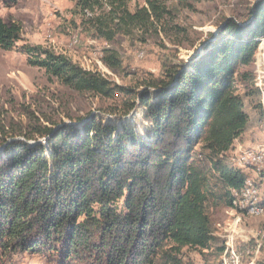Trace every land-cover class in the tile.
<instances>
[{
  "label": "trees",
  "instance_id": "trees-1",
  "mask_svg": "<svg viewBox=\"0 0 264 264\" xmlns=\"http://www.w3.org/2000/svg\"><path fill=\"white\" fill-rule=\"evenodd\" d=\"M17 1L3 0L8 7ZM202 1L207 0H146V7L132 13L123 0H112L111 10L89 24L94 37L110 43L118 35L132 37L139 28L155 29L172 10ZM96 5L99 0L76 4L85 13ZM263 36L264 0H256L242 23L223 20L191 64L176 57L164 62L163 78L151 79L137 94L150 123L147 138L93 118L79 128L41 129L37 133L48 137L47 150L27 142L5 146L0 152L2 250L47 248L67 260L87 254L97 264H184L182 251L195 249L220 264L222 241L207 206L232 208L230 192L251 176L230 168L224 155L248 125L243 101L264 113L257 80L247 69ZM20 40L19 23L0 18V49L11 51ZM22 51L28 65L78 93L105 99L132 93L63 55L41 47ZM104 52V64L118 69L117 53ZM123 105L122 116L135 107Z\"/></svg>",
  "mask_w": 264,
  "mask_h": 264
},
{
  "label": "rangeland",
  "instance_id": "rangeland-1",
  "mask_svg": "<svg viewBox=\"0 0 264 264\" xmlns=\"http://www.w3.org/2000/svg\"><path fill=\"white\" fill-rule=\"evenodd\" d=\"M111 1L99 0V5L94 6L93 10H88L87 14L76 6L77 0H18L10 7L0 0L2 21L6 24L19 23L21 27V40L15 48L11 51L0 49V152L13 142H27L30 146L41 144L47 150L48 137L40 138L37 133L41 129L48 127L56 131L63 125L79 128L85 121L93 118L102 119L103 123L109 122L119 127L127 126L142 137H146L150 123L145 117V110L139 105L137 95L145 90V84L151 79L163 78V63L167 64L169 59L176 57L185 66L191 64L198 49L210 40V35L219 33L223 20L232 19L242 23L256 0H207L189 3L187 7H178L177 12L172 10L160 23H156L155 29L139 28L134 31L132 37L118 35L108 43L92 35L89 20L109 12ZM123 1L132 13L147 6L146 0ZM74 37L77 43L73 45ZM23 47H41L57 55H63L82 69L99 73L132 93L128 96L118 94L114 99L101 98L92 93H78L47 75L43 69L28 65L27 56L22 51ZM105 50L117 53L120 60L118 69L110 70L104 64ZM259 51L261 56L264 41L258 42L253 63L247 68L255 75V80H257L255 59ZM241 89L240 87V91ZM259 100L264 112L261 93ZM125 101L128 104L134 102L135 107L128 115L122 116ZM243 110L249 116V122L243 138H239L238 142L248 145L256 141L255 134L261 135L263 140L260 141H264V113L261 116L247 99L243 101ZM250 131H253L252 135L249 134ZM28 136H34V139L28 140ZM238 146L239 144L235 143L224 155L229 167L232 157L230 152ZM240 148L242 149L241 146ZM246 172L251 173L249 178L255 182L259 202L263 204L259 180L264 171L245 169ZM207 208L215 235L222 241L219 259L221 264L234 216L230 207L215 206L213 203L208 204ZM242 216L236 232L240 234L241 231H245V238L237 237L236 246L240 241L250 240L247 244H253V233L264 229V207L260 217ZM249 221L255 222L249 225L247 224ZM242 248L240 247V250ZM208 253L184 249L181 259L184 264H211L209 261H212V257ZM249 257L247 255L244 257L243 264L250 262ZM263 258L264 247L256 257L260 261L255 260V264H263ZM0 264L97 263L93 256L87 254L79 259L67 260L62 257L61 251L50 252L47 248H40L37 252L14 250L4 252L0 247Z\"/></svg>",
  "mask_w": 264,
  "mask_h": 264
},
{
  "label": "bare ground",
  "instance_id": "bare-ground-1",
  "mask_svg": "<svg viewBox=\"0 0 264 264\" xmlns=\"http://www.w3.org/2000/svg\"><path fill=\"white\" fill-rule=\"evenodd\" d=\"M258 41L263 42L264 36ZM76 43L77 40L74 37L72 44L74 45ZM259 54L260 51L255 59V73L257 74V85L260 89L261 100L264 105V51L262 52L261 56H259ZM230 153L232 154L230 159L231 168L242 170L253 169L258 172L264 171V160L254 161L248 160L246 157H241V148L235 147V150H231ZM231 197L232 210L234 211V220L228 231L227 248L225 247L226 250H224V254L221 257V264H243V259L246 255L248 257L250 256L249 258H251V260L248 259L250 261L248 264H255V260H257L256 257L259 256L261 249L264 247V229L259 232L260 240H255V244L253 240V244H242V246H240V243L236 246L237 237L239 238L240 236L236 230L242 215L247 217H260L263 214V207L259 202L258 188L251 178H246L242 187L238 191L231 192ZM248 203H250L252 211H250V206H248ZM225 245L226 244H224V246ZM240 247H243L242 250H240ZM257 261H260V259Z\"/></svg>",
  "mask_w": 264,
  "mask_h": 264
},
{
  "label": "built area",
  "instance_id": "built-area-1",
  "mask_svg": "<svg viewBox=\"0 0 264 264\" xmlns=\"http://www.w3.org/2000/svg\"><path fill=\"white\" fill-rule=\"evenodd\" d=\"M241 157H246V159L254 161L264 160V144L257 143L250 147H243ZM248 206H250V211H252L250 203H248ZM252 238L254 240V244L255 240H260L259 231L253 233Z\"/></svg>",
  "mask_w": 264,
  "mask_h": 264
},
{
  "label": "crops",
  "instance_id": "crops-1",
  "mask_svg": "<svg viewBox=\"0 0 264 264\" xmlns=\"http://www.w3.org/2000/svg\"><path fill=\"white\" fill-rule=\"evenodd\" d=\"M243 134H245V131H244ZM243 134H242V135H243ZM249 134L252 135V134H253V131H250ZM242 135H241L239 138H241ZM256 136H257V137H256ZM239 138L236 139L235 142H234V144H235V143L239 144V146L236 147V148H240V146H241L242 148H243V147H250V146H253V145L257 144V143L264 142V141H260V140H263V139H261V135H256V134H255V137H254V138H257L256 141H254V142H252V143H250V144H248V145H242L241 143H239V142H238ZM242 138H243V137H242ZM256 179L258 180L259 178L257 177ZM259 183H260V187H261V189H260V192H261V198H262V200L264 201V181H262V179L260 178ZM230 208H231V207H230ZM231 211H232V215L234 216V211L232 210V208H231ZM251 222H255V221H251ZM251 222L249 221V222H247V224L250 225ZM239 237L245 238V231H241ZM252 239H253V238H252ZM249 241H250V240H249ZM249 241H240V244H241L240 246H242V244H243V245H244V244H247V242H249ZM241 242H242V243H241ZM219 259H220V258H219Z\"/></svg>",
  "mask_w": 264,
  "mask_h": 264
},
{
  "label": "water",
  "instance_id": "water-1",
  "mask_svg": "<svg viewBox=\"0 0 264 264\" xmlns=\"http://www.w3.org/2000/svg\"><path fill=\"white\" fill-rule=\"evenodd\" d=\"M205 44V43H204ZM204 44H203V46H204ZM202 46V47H203ZM202 47L200 48V49H198V51L195 53V55L197 54V53H199L201 50H202Z\"/></svg>",
  "mask_w": 264,
  "mask_h": 264
}]
</instances>
